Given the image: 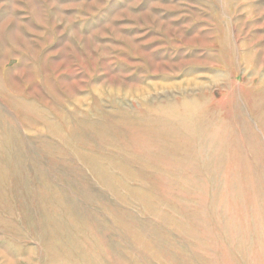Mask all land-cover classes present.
<instances>
[{"label":"rangeland","instance_id":"1","mask_svg":"<svg viewBox=\"0 0 264 264\" xmlns=\"http://www.w3.org/2000/svg\"><path fill=\"white\" fill-rule=\"evenodd\" d=\"M0 264H264V0H0Z\"/></svg>","mask_w":264,"mask_h":264}]
</instances>
